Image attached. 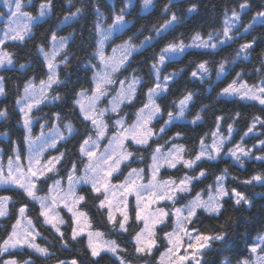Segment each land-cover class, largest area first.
I'll return each mask as SVG.
<instances>
[{
	"label": "snow or ice",
	"instance_id": "1",
	"mask_svg": "<svg viewBox=\"0 0 264 264\" xmlns=\"http://www.w3.org/2000/svg\"><path fill=\"white\" fill-rule=\"evenodd\" d=\"M176 2L167 0L164 22L154 26V35L146 36L139 45L132 36L124 39L117 35L123 42L111 47L115 44L112 37L131 23L126 19L131 0L113 12L107 27V18L96 9L94 51L86 57L87 62L77 64L91 73L92 87L74 91L70 102L61 89L70 83L65 70L76 59L69 54L75 33L61 36L52 31L49 50L46 45L36 46L42 57L40 71H34L31 62L19 64L18 71L25 79L17 83L15 105L22 133L17 140L0 133L8 141L7 151L0 148V189L14 190L20 199L0 195V221L6 225L15 221L5 231L6 238L0 240V264H34L33 254L55 258L56 264H102L106 257L113 264H134L130 256L139 264H264V224L254 237L247 231L240 237L242 251L223 255L218 261L209 260V256L226 247L232 217L211 229L199 226L205 217L220 220L229 206L234 210L255 207L238 186L264 188L262 171L242 178L231 175L228 167H219L229 159L240 168L245 160L264 167V131H254L257 125L264 129V53L260 67H253L251 73L230 68L241 58L248 60L255 50L256 38L245 39L231 60L225 57L218 62L215 75L223 80L218 91L211 89L220 104L231 99L258 106L259 114L252 115L246 131L240 135L236 129L240 112L226 116L213 110L211 128L192 140V147H186L188 131L195 132L207 123L203 113L209 105L188 121L186 114L195 106L196 93L184 90L169 101L185 69L167 71L189 49L200 50L202 56L219 55L224 51L222 46L236 43L241 14L251 10L248 0L239 3V10L225 7L222 29L206 36L196 32L190 43L180 37L164 43L149 58V82L137 76L120 78L131 66L134 54L152 47L155 36L164 39V33L175 31L181 22L172 11ZM32 3L27 0L28 7ZM2 5L6 11L0 10V20L5 21L0 28V97H6L10 82L7 73L17 71L14 54L7 48L32 40L33 25L51 17L55 4L54 0H42L37 16L25 10L24 0H2ZM152 5L153 0H142L144 9ZM71 6L69 0V14L57 29L82 15V8L73 12ZM197 11L195 4L187 9L189 14ZM255 24L264 25V9L254 13L243 32L248 33ZM106 42L111 47L110 56L106 55ZM210 73L209 61L202 59L187 74L203 84ZM253 74L255 80L249 83L246 77ZM50 104H55V109L44 113L42 106ZM7 118L8 109H0V120ZM74 119L80 124L74 125ZM181 119L184 123L178 124ZM37 125L38 135L34 132ZM250 134L258 143L247 147L245 138ZM103 141L106 143L102 145ZM138 162L144 167L133 166ZM213 167L216 172H210ZM40 228L52 234L48 243H58L60 251L67 249L70 255L60 259L49 247L41 246L38 238L47 240V236ZM113 235L115 239L110 238ZM120 241L130 245L131 251ZM77 244L82 247L75 248ZM25 254L27 258H18Z\"/></svg>",
	"mask_w": 264,
	"mask_h": 264
},
{
	"label": "trees",
	"instance_id": "2",
	"mask_svg": "<svg viewBox=\"0 0 264 264\" xmlns=\"http://www.w3.org/2000/svg\"><path fill=\"white\" fill-rule=\"evenodd\" d=\"M27 3V0H24ZM42 0H33V3L30 7H26L25 10L29 11L32 15H38V6ZM128 2V0H72V6L70 11H75L76 8H82V15L69 21V23L61 25L59 29H57V25L63 20L65 15L69 14V0H54L55 7L53 9V15L51 17L45 18L40 21L38 24H34L32 28L33 39L27 41L26 43L20 44L19 46L9 47L7 50L14 54V60L17 61V71L9 72L7 75L10 77V82L7 87L9 89L8 95L6 97H0V109L7 108L8 109V118L7 120H0V133H8L11 136L12 140H17L22 133V129L20 127L19 120V112L16 109L15 100L17 99L16 86L17 83L21 80H24L25 77L20 75L18 68L19 64H27L31 62L35 68L34 71H40V63L42 61V57H40L36 51V46L46 45V50L50 47V42L48 41V37L52 31H57L58 35L68 36L70 34L75 33V40L70 43V55H74L76 59L72 60L71 65L65 70L67 74V78L70 80V83L66 88L61 89V94L65 96V100L70 102L73 98L74 91L79 90L80 87L91 88V73L86 72L81 64L80 67H77V64L84 60L87 62L86 57L90 55L92 51H94L93 45L95 44V31H94V23L96 20V9L107 18L104 22L105 25L111 23L113 12H118L120 8L124 7V5ZM242 0H177L176 6L172 8V11L176 12L180 17V23L175 25V31L169 30V32L164 33V39L159 36H155L152 40V47L147 49H142V54H134V59L131 61V66L123 72L122 76H137L142 77L145 83L149 82L152 77L149 75V67H150V57L154 52L159 51V48L163 46L168 40L174 39L176 37L183 38L185 43H190V37L196 33L200 32L206 36V34L213 30H220L223 27V12L225 7L231 9L233 7L238 9L239 3ZM251 5V10L247 12V14H241V30L246 27L249 23H252V16L256 11L264 9V0H248ZM167 0H154L153 7L148 12H143L142 9V0H135L131 6L128 8V13L126 15V19L131 23L128 27L123 31L121 36L124 39H127L128 36H132L137 45L144 41L145 37L148 35H154L153 28L159 24L164 22L163 8ZM195 4L197 6L198 11L189 14L187 9L190 5ZM0 10L3 9V5L0 2ZM229 15L231 13L229 12ZM1 25V24H0ZM240 33V31H239ZM243 37V38H241ZM253 37L256 38L257 44L255 46V50L251 53L248 60H243L242 58L237 61L235 65H229L230 68H234L235 71L244 70L246 73H251L253 67H260V56L264 53V25L255 24L252 29L248 33L239 34L236 37L237 42L229 45L222 46L224 51L219 55H201L200 50L190 49L186 51L180 58H178L171 66L167 69L168 72L179 71V69L184 68L185 72L181 73V79L179 83L176 85L175 95L169 97V101L172 99L178 98L184 90L191 91L196 93L195 97V106L191 110V114H186L187 120L191 121L194 118L195 114L200 111L201 107L204 105H209V108L205 109L203 115L207 119V123L204 124L201 128H197L195 132L188 131L189 143L186 144V147H192L191 141L194 140L198 135H202L204 132H207L213 122V110L216 112H222L226 116L234 113L240 112L242 114V118L238 121L236 125L237 131L240 135L246 131L247 125L251 121V117L253 114H259L258 106L253 107L250 102L247 101H234L229 99L227 103L220 104L216 101L215 96L216 93L211 89H217L218 85H221V81L217 79L215 73L217 70L218 62L224 59L225 57L228 60H231L235 56V51L239 47L240 43L245 42L246 40H251ZM115 43H122L123 41L114 39ZM11 43V42H10ZM67 51V50H66ZM208 60L211 73L208 80L205 83H200L197 80H192L189 78L187 74L191 67H194L195 63L200 60ZM63 67V65H61ZM29 77L32 73L28 74ZM62 79L65 76H61ZM249 83H253L255 80V74L251 77H246ZM211 86V87H210ZM147 88H144L146 91ZM20 92L22 93V85L20 86ZM223 99V98H222ZM44 113H48L49 111L55 109L56 105L52 106H42ZM131 115V112H129ZM67 122V121H65ZM75 125H79V119L73 120ZM178 124H183L184 120L181 119L177 121ZM256 133H260L264 131L261 129L259 125L254 130ZM264 138V137H261ZM237 140H239V136H237ZM247 147H251L252 144L258 143L257 140L252 139L250 134L249 137H246ZM210 143V139L207 140ZM75 143V142H74ZM69 145V148L74 146ZM0 148L8 150V141L4 140L3 136H0ZM63 150V149H62ZM260 154V153H257ZM4 159H7L6 157ZM150 162V158L148 160ZM210 163H218V162H210ZM134 167L144 166L142 162H138L133 165ZM220 168L228 167L230 169L231 175L239 176V177H248L252 175L256 171L264 172V167H260V162L254 160H245L244 167L240 168L238 164H234L230 159L227 164H219ZM217 168L213 167L210 169V172H216ZM167 178V177H165ZM211 183V180L208 181ZM232 185L229 184V187ZM240 190L244 191L250 199L254 201L255 207L251 210L246 208L234 210L231 206L228 207L225 215L220 220H211V218L205 217L202 220V223L199 225L204 229H211L213 227H218L220 224L224 222V219L228 217H232L233 223H231L229 231L231 234V238L229 239L226 247L223 251L217 249L216 254L214 256H209V260L218 261L223 257V255H233L239 253L243 250V243L240 240L241 236H244L247 231L249 237H254L256 231H258L262 224H264V196L257 195L258 193H264V188H261L259 185L252 186H238ZM0 195H8L13 198V200H19L20 198L16 195L15 191H4L0 190ZM91 206V205H90ZM96 209H92V212H95ZM98 219V218H97ZM14 221H9L12 223ZM9 225L4 224L0 221V240L5 237V231L10 230ZM44 232V235L47 236V240H43L38 238L37 242L41 244V246L49 247L50 251L56 252V256L60 259L67 258L70 254L67 249L60 251L59 244H51L48 241L53 239L52 234L44 231L43 228L38 229ZM110 238L115 239V235ZM122 243V246L128 247L131 251L130 245ZM75 248L79 249L82 245H74ZM75 255L76 253H71ZM20 259L27 258V254L22 257H18ZM34 264H56L55 258L46 259L44 257L33 254L31 256ZM129 259H133L134 264L139 263V261H135L133 257H129ZM102 264H113L111 259L107 257L102 261Z\"/></svg>",
	"mask_w": 264,
	"mask_h": 264
},
{
	"label": "rangeland",
	"instance_id": "3",
	"mask_svg": "<svg viewBox=\"0 0 264 264\" xmlns=\"http://www.w3.org/2000/svg\"><path fill=\"white\" fill-rule=\"evenodd\" d=\"M135 0H131V4L134 2ZM0 2L2 3V0H0ZM153 2H154V0H153ZM24 3H25V5H26V7H27V3L24 1ZM153 7V5L151 6V7H149L148 9H142V11L143 12H148L151 8ZM26 9V8H25ZM6 11V10H5ZM0 28H3L4 27V24H5V21L4 20H0ZM104 26L105 27H107L108 25H105L104 24ZM128 27V25L123 29V31L126 29ZM237 28L239 29V31H240V33L238 32L237 34H236V37L239 35V34H243L244 32H243V29L241 30V22H239V23H237ZM234 32L236 31L235 29L233 30ZM123 33V32H122ZM122 33H117V34H115L113 37H112V39L114 40L115 39V37L117 36V35H121ZM118 44H120V43H118ZM115 45H116V43L115 44H111V47H115ZM111 47L110 46H108V42H106V47H105V51H106V55H111L112 53H111ZM50 49V47L47 49V50H49ZM190 50V49H189ZM188 51V50H187ZM183 55V54H182ZM181 55V56H182ZM180 56V57H181ZM179 57V58H180ZM58 60H59V57L57 58ZM119 75V74H118ZM124 76H120V78H123ZM129 77V79H131V77L132 76H128ZM147 91V90H146ZM145 91V92H146ZM52 105H54V104H50V105H47V106H52ZM74 123V122H73ZM75 125V124H74ZM34 132H35V134H39V127H38V125L35 127V129H34ZM104 143H106V141H103L102 142V145L104 144ZM4 162L6 163L7 162V159H4ZM150 163V162H149ZM141 167H144V166H141ZM162 172H163V170H162ZM0 190H2V189H0ZM206 198V197H205ZM63 214V213H62ZM66 219H67V217H65ZM15 221H13L12 223H14ZM137 264H139V263H137Z\"/></svg>",
	"mask_w": 264,
	"mask_h": 264
}]
</instances>
